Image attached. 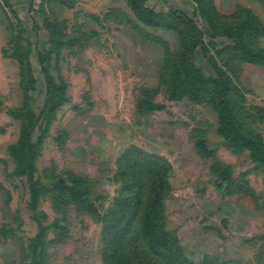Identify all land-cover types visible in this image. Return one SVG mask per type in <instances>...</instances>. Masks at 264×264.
I'll return each instance as SVG.
<instances>
[{
  "label": "rangeland",
  "instance_id": "1",
  "mask_svg": "<svg viewBox=\"0 0 264 264\" xmlns=\"http://www.w3.org/2000/svg\"><path fill=\"white\" fill-rule=\"evenodd\" d=\"M224 101L264 145V0H0V264L122 260L106 228L144 158L190 259L264 264V153L220 134ZM133 223L123 250L161 264Z\"/></svg>",
  "mask_w": 264,
  "mask_h": 264
},
{
  "label": "trees",
  "instance_id": "2",
  "mask_svg": "<svg viewBox=\"0 0 264 264\" xmlns=\"http://www.w3.org/2000/svg\"><path fill=\"white\" fill-rule=\"evenodd\" d=\"M145 12L144 10H142ZM141 13V12H140ZM142 14V13H141ZM245 28V24L235 26L233 28H224L217 30L216 35L234 38L241 30ZM46 70H44V73ZM50 84V83H49ZM140 108L143 110L154 109L149 101L143 100L140 103ZM221 130L220 134L228 139L236 141L254 152L256 157H260L264 153V145L259 141L244 135L237 125L234 124L232 113L228 104L222 102L220 109ZM18 162L26 168L28 175V183L32 196V203L35 204V188L32 174V156L30 134H24L22 143L20 144L18 154ZM145 159V160H144ZM139 162L137 171L133 173L132 181L126 182L125 192L116 199V209L123 208L119 211L122 214L121 219H116L117 210L111 214V219L108 224L107 231L109 236H116L118 247L113 248V253L121 252V259L116 260V264H140L132 260L122 246L125 240L131 238L134 228V223L137 219L139 225V236L147 244L151 253L160 259L161 264H244L234 260L220 259L217 257L210 258L204 256L199 260H192L188 257L184 247L181 245L177 237L167 229L166 219L164 217V189L168 187L166 176L163 175V168L159 167L152 159L144 158ZM128 192H130L128 194ZM130 210V212H128ZM125 213V215H124ZM119 214V215H120ZM130 215L131 222L124 224V218ZM40 235L35 239V252L39 248L40 240L43 238V229L40 226Z\"/></svg>",
  "mask_w": 264,
  "mask_h": 264
}]
</instances>
